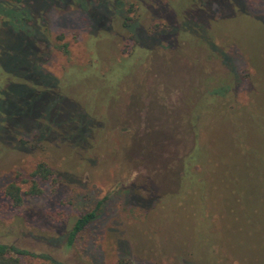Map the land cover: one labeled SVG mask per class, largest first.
<instances>
[{"label": "rangeland", "instance_id": "obj_1", "mask_svg": "<svg viewBox=\"0 0 264 264\" xmlns=\"http://www.w3.org/2000/svg\"><path fill=\"white\" fill-rule=\"evenodd\" d=\"M202 2L215 14L201 21L185 15L181 23L178 15ZM220 2L29 0L22 7L4 8L0 111L11 120L34 122L30 109L37 112L41 103L49 104L44 111L48 107L67 111L57 123L70 122L74 116L88 118L94 126L79 143L75 137L62 141L61 129L56 128L48 135L16 129L12 146L0 140V242L68 264H196L197 256L208 260L219 253L239 254L242 245L235 235L220 233L216 216L211 226L194 231L199 250L182 238L174 244L176 231L169 228L167 217L176 201L171 195L178 193L171 182L183 176L181 171L170 165L144 169L142 150L137 153L135 146L133 155L126 151L133 141L162 137L180 140L179 153H185L190 146L188 113L208 88L219 92L226 88L222 97L228 101L226 111L233 116L237 108L249 109L258 125L249 137L264 138V116L250 106L255 102L252 90L261 85L258 105L264 106V0H242L231 11ZM102 22L105 29L99 30ZM197 24L204 27L191 35ZM29 36L36 38L40 71L29 60ZM42 37L46 41H37ZM198 38L206 44L198 46ZM25 65L30 73H43L38 78L43 86L27 85ZM52 84L58 90L45 101L29 94L41 89L45 95ZM193 87L197 88L192 92ZM57 92L80 110L71 109ZM4 118L0 113V124ZM230 123L238 125L237 120ZM200 126L204 142L209 132L204 115ZM227 126L220 117L215 129L234 138L235 128ZM39 166L47 169V177L37 173ZM231 175L251 195L249 208L255 206L257 215H264V185L258 186V180L243 171ZM204 177L208 183L207 172ZM222 177L219 172L212 175L219 190ZM11 184L21 191L18 208L4 193ZM137 198L147 207L136 205ZM203 209L200 215L208 213L213 221L208 206ZM91 211L95 219L67 246L77 218ZM207 234L211 236L206 238Z\"/></svg>", "mask_w": 264, "mask_h": 264}, {"label": "trees", "instance_id": "obj_2", "mask_svg": "<svg viewBox=\"0 0 264 264\" xmlns=\"http://www.w3.org/2000/svg\"><path fill=\"white\" fill-rule=\"evenodd\" d=\"M29 0H8L6 2H0V14L4 15V8H9L10 5H25ZM204 1V0H203ZM22 2H24L22 4ZM242 4V0H222L221 5L227 10L231 11L234 6ZM92 3L95 4L94 1ZM205 2H202L201 6H193L191 9L183 10V13L178 15L183 23V18L185 15L192 16L194 18L202 20V17H207V14L214 15V11L208 10L205 7ZM218 4V3H217ZM211 11L212 13H210ZM89 18V17H88ZM206 20V18H205ZM106 22H102L99 30H104ZM183 25V24H182ZM199 27H204V25H196L195 29H191L190 33L192 35L197 33ZM162 29L155 30L161 32ZM201 31V30H200ZM176 34H180L178 31ZM136 45L139 46L137 34ZM29 48L32 53L30 54L29 60L34 64L37 71H40V63L42 58L39 56L38 49L36 47V38L28 37ZM37 41H46L44 37ZM197 45L200 46L202 43L206 44L202 39L196 40ZM156 46V45H155ZM209 49L212 48L207 44ZM147 50H152L153 47H145ZM261 66V65H260ZM261 68V67H260ZM25 65V81L31 85L34 84L35 87L43 86L42 82L38 81V78H42L43 73H30ZM27 70V71H26ZM262 70V68H261ZM262 79H264V73L261 72ZM35 77L37 79H34ZM261 85V84H259ZM55 87V88H54ZM58 85L52 84L47 86L45 89L49 92L44 95V92L40 89L39 91L30 90L29 94H37L44 101L46 98H50L54 92H56ZM197 87L192 88V92L196 90ZM207 89V87H206ZM261 89L253 91L255 102L252 101L253 112L258 111L264 116V106L260 109L258 105V99L261 97ZM219 92L212 88L206 90V94H200L198 99L193 101L190 111L188 113L189 119L186 123V130L189 133L190 146L185 153H179V147L182 143L180 140L172 138L165 139L162 137H155L152 140L149 138L143 141H133L131 144L133 146L126 147V151L129 149L128 154L133 155L132 152L136 151L134 148L138 146V151L142 150L141 159L143 162L142 168L152 169V166L170 165L171 168H177L181 171L183 176H178L177 179H172V184L178 187V193L172 194L171 198H174V207L171 213L168 215L167 221L170 223L169 228L176 231L177 240L174 244L180 243L183 240L196 244L194 238V231L198 230L200 227L207 228L208 224L211 226L215 222L214 216L218 217L216 223L217 228L220 233H231L236 236L237 242L242 245V250L239 249L237 255L229 254H218V256L207 258L204 260L202 258H194L196 264H232L233 261H237L245 264H264V215H257L258 210L255 206L253 209L249 208V201L252 199L242 184L236 182L232 172L243 171L246 177L253 180H258V186L264 185V138L255 139L250 138L249 133L253 131L254 127L258 125L254 120H251L254 114L250 113L249 109L244 111L243 108H237L233 112V116H230V111L227 112L228 101L224 100V91L226 88ZM54 91V92H53ZM58 93V92H57ZM56 93V94H57ZM28 94V95H29ZM223 94V95H222ZM44 95V98H43ZM66 102L71 105V109H79L71 103L64 95H60ZM222 98V99H219ZM210 100V101H209ZM36 104V101L35 103ZM47 105L41 103V109L37 112L30 109L32 115L31 120H11L2 111L0 113L5 117L4 121L0 124V141L1 143L12 146L15 143L16 129H21L23 132H29L35 130L41 135H48L53 129H61V139L62 141H69L71 137L75 143L83 141L86 136L89 135L91 129L90 126L94 123L90 119H80L71 116V121L57 123L58 117L63 116L67 111L61 109H53V107H48L47 111H44ZM66 106V105H65ZM51 110V111H50ZM80 110V109H79ZM205 112V113H202ZM78 115H83L77 111ZM204 115L205 132L206 129L209 130V123L213 120L214 123L210 126L211 132L209 130L208 134L206 132V138L204 142L201 141L200 128H201V117ZM87 117V116H86ZM223 118V123L229 124L225 129L231 127L235 128V137L232 134L219 135L220 132L215 129L218 125L219 118ZM42 120V121H41ZM230 120H237L236 123H230ZM75 125H73L74 123ZM63 123H67L64 125ZM55 129V131H56ZM53 133V132H52ZM210 133V134H209ZM40 135V136H41ZM213 135V136H212ZM14 138V139H13ZM16 147V146H13ZM127 153V152H126ZM127 155V154H126ZM131 157V156H127ZM126 157V158H127ZM204 172L208 173V183L204 177ZM216 172L222 173L223 177L220 185L223 189H217L215 182L212 179V175ZM37 173L43 177H47L48 171L39 166L37 168ZM39 192V191H34ZM5 195L11 200L13 206L18 208L22 204V195L20 188L13 184L9 185L5 191ZM166 196V195H165ZM138 198L135 204L141 208L147 207L146 201ZM176 203H179L176 205ZM100 205V204H99ZM203 206H208L209 215L213 216V221L208 217V213L203 212ZM95 211L85 213L75 221L71 231L67 235V246H71L75 238L84 229H86L92 221L95 219ZM214 228V227H213ZM211 229V228H209ZM211 234L205 235L206 238L210 237ZM214 237V235H213ZM212 237V238H213ZM183 240H182V239ZM212 243V239L210 241ZM184 244V243H183ZM194 250H199L198 244L193 248ZM241 250V251H240ZM198 253V252H196ZM37 263H34V262ZM0 264H68L54 259L48 254H34L29 250L16 247L11 244H6L0 242Z\"/></svg>", "mask_w": 264, "mask_h": 264}]
</instances>
